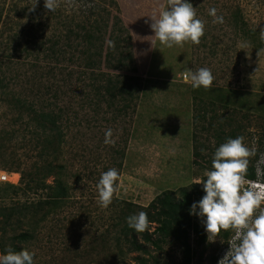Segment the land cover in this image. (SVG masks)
<instances>
[{"label": "rangeland", "instance_id": "obj_1", "mask_svg": "<svg viewBox=\"0 0 264 264\" xmlns=\"http://www.w3.org/2000/svg\"><path fill=\"white\" fill-rule=\"evenodd\" d=\"M187 2L205 22L200 44L165 48L155 42L153 48L150 17L166 0H60L54 12L44 8V0H38L34 11H29L34 0H0V254L17 245L35 254L34 264H181V246L171 237L159 242L158 224L135 233L145 252L133 249V233L125 234L123 226L128 216L147 210L163 192L178 198L180 189L206 179L216 139L200 131L194 109L199 99L222 106L225 98L218 89L224 86L231 87L230 99H238L232 105L243 128L239 133L257 150V158H251L257 166L264 153V0ZM210 8L222 23H213ZM233 15L239 18L237 28ZM87 21L97 26L91 43L77 26L89 29ZM241 21L252 34L243 33ZM109 40L117 48L108 47ZM55 41L57 55L45 50ZM120 52L132 54V59H122L125 65L116 68L117 59L108 60ZM90 54L94 58L87 60ZM86 61H93V68L87 69ZM201 67L210 68L215 77L210 91L185 82L186 69ZM130 77H138V86L126 109L118 111V102L107 107L106 98L96 103L94 83L97 88L109 78ZM41 111L58 116L56 126L64 139L55 145L57 154L52 148L50 155L42 154L37 144ZM109 128L114 145L104 143ZM48 162L63 169H57L60 176L54 170L44 184L64 183L68 197L52 211L19 210L6 221L3 215L11 207L47 198L50 191L39 182L41 167ZM113 167L119 171L120 187L112 204L101 209L96 184ZM203 220L199 217L204 227ZM145 233L151 241L144 240ZM21 234L27 238L22 240ZM231 236L230 231L227 240L218 237L209 243L206 235L199 245L190 232V264H211L212 256L218 264Z\"/></svg>", "mask_w": 264, "mask_h": 264}, {"label": "clouds", "instance_id": "obj_2", "mask_svg": "<svg viewBox=\"0 0 264 264\" xmlns=\"http://www.w3.org/2000/svg\"><path fill=\"white\" fill-rule=\"evenodd\" d=\"M37 3L38 0H34L29 11H34ZM59 6L60 0H44L48 12H54ZM216 13L215 8L208 11L214 18L213 23H222L223 18ZM150 19L153 48L155 42L165 48L183 47L185 43L199 45L204 36L205 22L197 18L196 8L187 0H166ZM260 39L264 40V29L260 31ZM107 44L110 48L115 47L114 41L109 40ZM183 75L193 89L210 91L215 80L207 67L196 71L186 69ZM244 139L243 136L228 138L220 144L212 157V170L205 171L206 179L195 182L203 185L205 194L198 203L191 205L190 215L204 218L207 241L214 243L222 231L232 233L229 248L218 264H264V170L260 167L264 165V153H260L257 161V179H247L251 158L257 155V150L248 147ZM104 143L115 144L111 128L105 131ZM119 179V171L114 167L101 173L96 184L97 204L101 209L112 204L120 187ZM126 223L135 232L144 233L152 221L146 211H140L128 216ZM34 255L26 249L14 251L9 246L4 254H0V264H34Z\"/></svg>", "mask_w": 264, "mask_h": 264}, {"label": "trees", "instance_id": "obj_3", "mask_svg": "<svg viewBox=\"0 0 264 264\" xmlns=\"http://www.w3.org/2000/svg\"><path fill=\"white\" fill-rule=\"evenodd\" d=\"M26 10V8L24 9ZM233 24L234 27L237 28L238 25V15H233ZM89 20V19H88ZM242 26L241 29L243 33L248 32L252 34L253 32L246 29V25L241 22ZM88 28L83 27L81 24L77 25L81 31V37L84 41L91 43L94 38V32L97 30V26L95 25V21L90 23L87 21ZM99 29V28H98ZM100 30V29H99ZM71 33V32H70ZM69 33V34H70ZM115 41V40H114ZM119 38L115 42H119ZM57 42L55 41L52 45L45 50H51L55 54L56 49L55 46ZM118 43H116L114 48H117ZM53 48V49H52ZM88 50L82 51L83 53H88ZM132 54L126 52L125 54L120 52L117 58L109 59L108 62L111 60H116L117 65L116 68L123 67L122 59L125 61H131ZM111 54L107 55V58H110ZM94 58L93 54H90L86 57L87 60ZM85 59V60H86ZM94 62L86 61L87 69L93 68ZM135 70V69H134ZM135 72V71H134ZM96 83L92 86V91L94 92L96 97V103L100 104L105 98L107 104L106 106L112 107L116 102L122 103L118 109V111L126 109L129 100L131 99L132 94L136 92V88L138 86V77H130L129 79H125L123 81L113 80L111 78L107 79L103 84L95 86ZM98 84V83H97ZM3 88V87H1ZM231 87L224 86L218 91L220 92V98H225L224 103L222 106H217L218 104L214 100L204 101L203 99L197 100L198 104L194 109V121L198 122L201 127L199 128L200 131H204L208 133V136H212L216 139V148L220 146V144L226 142L228 138H236L240 136V131L243 129L240 125V120L235 117V114L238 113L236 109L237 100L236 98L230 99L228 95L230 94ZM235 95V92L232 91ZM130 98V99H129ZM102 100V101H101ZM5 102V101H4ZM92 102V101H90ZM12 101L7 100L5 104L11 105ZM15 103V102H14ZM17 104L20 101L16 102ZM22 103V102H21ZM24 104V103H23ZM19 105L24 109V105ZM14 105V104H13ZM30 110L33 108L32 104H29ZM18 109V108H17ZM219 110V111H218ZM124 112V111H123ZM242 118V117H241ZM39 126L41 128L40 131L41 135L38 136L37 139L40 141L37 144L42 147L45 153L42 151V154L50 155V148L51 152L54 154L58 153V148L55 145L61 144L64 136L62 134V130L56 126L58 121V116H54L52 112L48 111H41L39 116ZM49 124V129L42 124ZM50 132H55L51 134ZM2 139H4L2 137ZM1 140V139H0ZM37 140V141H38ZM3 141V140H2ZM55 146V147H54ZM213 151L215 152V149ZM41 153L38 155L39 158H42ZM257 158V156H256ZM43 173L41 175V181L39 182V186L42 189L47 188L50 192L48 193L47 198L43 200H39L35 203H29L28 205L23 204L20 207H11L7 214L3 215L4 218L10 220L14 214H16L19 210H23L26 212L36 213L46 208L47 211H52L53 209L57 208L59 204H61L65 198L68 197V187L64 185V183L56 180L55 185H47L44 184L45 180L48 176L52 173H55L57 169H63L58 165H55L52 162H48L45 167H41ZM56 170V171H54ZM212 170V168L210 169ZM59 175V171L56 172ZM60 176V175H59ZM23 178V177H22ZM247 179L255 180L257 179L256 174V167L254 162L251 161L248 169ZM179 197L176 198L173 192L165 191L161 195L157 196L154 199L148 209L145 210L148 213V218L152 223L158 224L156 228V232L161 235V240L159 242H166L167 238L171 237L175 242L179 243L181 246V264H190L193 258L194 252L191 251L190 244H189V235L192 232L197 237V243L203 244L206 241V235L203 232L204 227L200 225L199 217L196 215H190V208L193 203H198L200 199L205 194L203 192V185L200 184H192L189 188H183L178 191ZM199 209H197V212ZM123 232L127 234L128 231L133 233L132 243L134 245V250L136 251H143L142 244L136 242L135 239V230L131 229L125 223L123 226ZM230 236V231L223 232L219 236L222 240H227ZM19 238L22 240L27 238L25 234L19 235ZM145 241H151L149 234L145 233L143 236ZM158 249L160 246L157 245V242H152ZM14 251H21L22 248L18 247L17 245L10 246ZM201 254L199 255V258ZM217 256H212L210 258L211 264H216ZM144 261L142 260V263ZM155 264H160L158 260H154Z\"/></svg>", "mask_w": 264, "mask_h": 264}]
</instances>
